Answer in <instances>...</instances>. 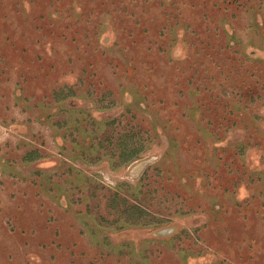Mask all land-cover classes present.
<instances>
[{"label": "rangeland", "instance_id": "rangeland-1", "mask_svg": "<svg viewBox=\"0 0 264 264\" xmlns=\"http://www.w3.org/2000/svg\"><path fill=\"white\" fill-rule=\"evenodd\" d=\"M0 264H264V0H0Z\"/></svg>", "mask_w": 264, "mask_h": 264}, {"label": "trees", "instance_id": "trees-1", "mask_svg": "<svg viewBox=\"0 0 264 264\" xmlns=\"http://www.w3.org/2000/svg\"><path fill=\"white\" fill-rule=\"evenodd\" d=\"M119 139L121 138L119 137ZM130 142L131 141L129 140L127 141L125 140L116 144L117 146L115 148V151H112L111 155L108 156V160H112V162H115V164L117 165L128 162L132 160L135 156H137V154H139L140 152V149H136L137 147L132 146V144L130 145L129 144ZM133 208L134 210L135 209H137L138 211L140 210L133 205L128 207V210Z\"/></svg>", "mask_w": 264, "mask_h": 264}]
</instances>
